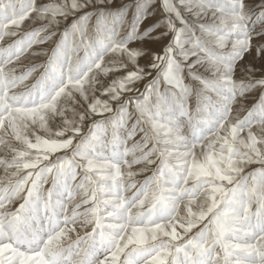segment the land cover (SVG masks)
Here are the masks:
<instances>
[{"label": "snow or ice", "instance_id": "1", "mask_svg": "<svg viewBox=\"0 0 264 264\" xmlns=\"http://www.w3.org/2000/svg\"><path fill=\"white\" fill-rule=\"evenodd\" d=\"M0 264H264V0H0Z\"/></svg>", "mask_w": 264, "mask_h": 264}]
</instances>
